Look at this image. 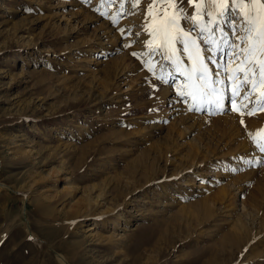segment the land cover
<instances>
[{
  "label": "rangeland",
  "instance_id": "374dc122",
  "mask_svg": "<svg viewBox=\"0 0 264 264\" xmlns=\"http://www.w3.org/2000/svg\"><path fill=\"white\" fill-rule=\"evenodd\" d=\"M197 3L178 17L186 53L167 0H0V264H264V103L235 123L168 112L165 57L213 53L201 28L218 22H193ZM248 7L225 14L231 37ZM87 193L115 225L66 210Z\"/></svg>",
  "mask_w": 264,
  "mask_h": 264
},
{
  "label": "bare ground",
  "instance_id": "6f19581e",
  "mask_svg": "<svg viewBox=\"0 0 264 264\" xmlns=\"http://www.w3.org/2000/svg\"><path fill=\"white\" fill-rule=\"evenodd\" d=\"M215 6L216 5H213L212 9H214ZM208 7L209 6L207 5L206 8L208 9ZM114 13L115 12H113V11L111 12V15H110L111 18H113L115 16ZM214 14H215V11H214L213 15ZM208 19L211 20L212 16H209ZM224 20L225 19H218L217 20L219 27L223 28L225 30V32L231 33L229 30L227 31V29L224 28V24H225ZM202 28H201L202 33L204 35H208V37H209L208 39H209V41H211V44H210L211 45V51L213 52V53H211V56L213 57L211 60V62H212L211 66L207 65V62L203 58L201 52H194L191 59H189L190 60L189 64H187L188 63L187 62L184 67L175 66L176 63L174 62V60H176V59L172 58L169 60V62H168L170 64L169 67L171 68V71H172L171 75L173 76V78H175V82L173 84L178 85L175 89L173 88V90H170V91L168 90L166 92V95L168 96L166 98V100H167L166 104H167L168 112H170L169 115L170 114H176L177 115V114L185 113V112H183L184 111L183 109H185L186 106L189 104V105H191V107H193L195 109V114L193 116L190 113L189 114L187 113L186 116H181L182 122L192 121V122L197 123V122L202 121L204 119H208L207 113H212V114L217 115V117H216L217 120H223V119L226 120L227 119V121L235 123L234 121H237V118L240 115H243V114L245 116L248 115L247 114L248 111L252 112L255 109V106L260 104V103L252 104V103H249V101L250 100H256L261 95V93H264V85L258 84L257 89L259 88L258 89L259 91L256 90L255 93L253 94V96L249 97L246 100H243V103L248 105L247 109H241V101L239 99L232 100L230 102L229 97L232 94V90H233L234 85H233V81L230 80L229 77L232 75V70L236 67V63L233 62L231 59L233 50L223 43L224 37L222 36V33L219 30H217V26L215 28H213V30L208 29L209 28L208 27L207 29L210 31H208L207 29H202ZM236 36L237 35L234 33V36L231 37L229 35L228 39L231 41H235L236 43H241V42L235 40ZM143 40H145V39H143ZM146 42L148 43V40H145V44H147ZM163 52H165V54L167 55L165 48H164ZM225 52H227V54H228L227 56L224 55ZM222 59H223V61H224V59L227 60L225 65H223ZM201 63L206 64L208 69H209V77H210V79L208 81V83H210V88L208 87L209 89L203 88V90H201L198 87L200 85V82L197 80L196 76L193 74L195 69ZM225 69H227V72L225 71ZM216 72L219 73V76L215 75ZM171 75H169L168 79L170 78ZM216 80H220V81H222V83H219V84L214 83V81H216ZM221 88L223 89V93H221L219 91H214V89H221ZM241 91L243 92V90H241ZM182 92L184 93V95H181ZM225 110L230 111L231 115H227L226 112L223 113ZM202 111H205L207 113L206 114L203 113L202 115H200V113ZM262 111L263 112H258L256 114V117L257 116L260 117V114H261L262 117L264 118V110H262ZM240 133H241V131H240ZM258 145H260V146L264 145V135L261 138H259ZM244 147L245 146H243V148ZM246 147H247V145H246ZM247 150H248V148H246L244 152L247 153L249 151V150L248 151ZM242 157H243L242 155H238L237 158L239 161L238 162L234 161L235 164L231 167L229 166L228 171H230L231 173L234 174V172H232V171L235 170L237 164H240V162H241L240 160H242ZM242 165H243V163H242ZM213 173L216 174L217 177L225 174V172L222 170H219V171H216ZM233 174H232V176L228 175V177L231 176L234 178ZM208 175H212V174L209 173ZM63 180H64V183H66V181H65L66 179H63ZM61 191H62V193H67V194L72 193V195L75 196L78 191L82 192V189H79L77 186L70 187V186L64 185ZM165 191H166V186H164L162 188V192H161L162 197H163V195L166 194V193H164ZM51 192L55 193L56 191H54V189H53V191H51ZM158 192H160V191H158ZM44 196L46 199H49V200L54 198V195H51V194H49V195L45 194ZM86 196H87V198H86ZM86 196H84V194H81L79 196L80 198H83L82 201H84V202L78 203V205L67 202V205L65 206L66 210L68 212L72 213L73 217H78L81 215L88 217L94 213L93 211H96V209H98L99 211H97V213H95V214H99L100 217L106 218V220L103 221V224H105L107 226L108 225H115L116 220H114L111 217V213L113 211V208L111 206H106V204L103 205V203L100 204L99 198H102L101 193H98V194L93 195V196L92 195L90 196V194L87 193ZM166 196H167V194H166ZM166 199H167V197H166ZM93 223H94V221H93ZM89 224H91V223H89ZM90 228H92V227H89V229ZM95 235H96V233L93 236H95ZM97 236L99 238L101 237V235L98 233H97ZM56 256L62 264H69L68 261L66 260V258L63 257L61 254H56Z\"/></svg>",
  "mask_w": 264,
  "mask_h": 264
},
{
  "label": "snow or ice",
  "instance_id": "6c2138e0",
  "mask_svg": "<svg viewBox=\"0 0 264 264\" xmlns=\"http://www.w3.org/2000/svg\"><path fill=\"white\" fill-rule=\"evenodd\" d=\"M153 2L156 3L157 0H153ZM159 2L163 3L165 0H159ZM167 2L177 5L175 11L178 16L174 15L168 19L166 23L175 26L177 30V36L175 39H183L185 44L184 51L187 53L189 43L194 44L195 41L191 40L190 37L184 36L182 30L179 28L178 17L184 20L189 19V17L185 14L182 0H167ZM193 3L194 0H188L189 5H193ZM201 4H207L209 6L208 9H203L200 6ZM242 4H247L249 7L242 12L243 22L245 25L244 28L239 29V24L236 25V28L243 34L237 35L235 40L240 41L241 43L229 40L228 37L230 33L225 32V30L220 28L219 25H217V30H219L224 37L223 43L233 50L231 59L236 63V67L232 70V75L229 77V79L233 81L234 85L229 100L231 102L232 100L239 99L241 101V109H247L248 105L244 104L243 100L253 96L258 84L264 85V11H262L264 10V0H198L192 19L193 22H196V18L203 13L205 15L212 16L209 23H216L217 19H223L225 14L231 8ZM213 5H217L214 15L211 10ZM238 15L241 14L238 13ZM226 22L229 27L233 26L231 20ZM136 35L139 36V33ZM160 47H164V45L162 44ZM132 55L136 56V53H132ZM174 55L175 51L173 50L170 55L165 58L171 59ZM224 55L227 56V52H225ZM212 58L213 57L211 55L205 57V59L209 61H211ZM225 71L227 72V69H225ZM193 74L200 82L198 87L201 90L206 88L210 79L207 65L203 63L199 64ZM215 75L219 76V73L216 72ZM214 83L219 84L222 83V81L216 80ZM241 90H243V92ZM214 91L223 93L222 88L214 89ZM181 95H184V93L182 92ZM249 103H264V93H261L256 100H250ZM247 114L251 115L253 113L248 111ZM243 123V120H241V124ZM260 150L264 151V145L260 146ZM28 239L31 240L32 237L29 236Z\"/></svg>",
  "mask_w": 264,
  "mask_h": 264
}]
</instances>
